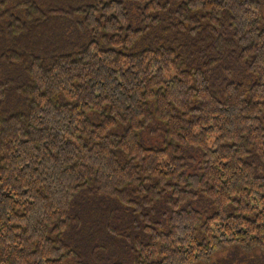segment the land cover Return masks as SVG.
Returning <instances> with one entry per match:
<instances>
[{
	"label": "trees",
	"instance_id": "16d2710c",
	"mask_svg": "<svg viewBox=\"0 0 264 264\" xmlns=\"http://www.w3.org/2000/svg\"><path fill=\"white\" fill-rule=\"evenodd\" d=\"M83 193L167 200L131 264L264 255V0H0V264L76 255Z\"/></svg>",
	"mask_w": 264,
	"mask_h": 264
},
{
	"label": "rangeland",
	"instance_id": "374dc122",
	"mask_svg": "<svg viewBox=\"0 0 264 264\" xmlns=\"http://www.w3.org/2000/svg\"><path fill=\"white\" fill-rule=\"evenodd\" d=\"M22 76V70L12 71L9 75H5V80L8 77L10 83L9 97L4 105L5 108H12L16 96L15 88ZM148 138L153 145L160 144L159 136L150 135ZM106 197L105 195L93 196L83 193L77 199L72 215L77 218L82 216L83 223L79 225L78 221H74L73 229L64 235V240L69 244L68 249L75 250L76 255L66 258L63 264H112L117 261L131 264L138 250L139 242L141 239L147 238L146 227L155 225L154 222L157 221L164 224L170 213L168 205L161 207L167 202L166 199L161 200L162 202L154 210L150 211L146 208L141 214H138L126 205L115 207V204L111 208L112 205H109L107 200H102ZM92 198H99L96 199L98 206L94 209L87 206L89 203L92 204ZM155 211H159V218ZM148 212H150V216H156V221L152 220V224L150 221H145V215ZM92 220L96 223H92ZM249 253H254L256 257L248 255ZM249 253L241 248H228L213 255L211 261L198 264H264V255L261 251L255 250Z\"/></svg>",
	"mask_w": 264,
	"mask_h": 264
}]
</instances>
